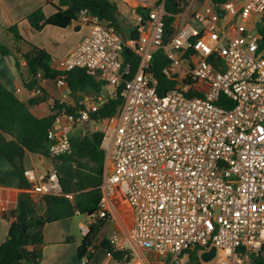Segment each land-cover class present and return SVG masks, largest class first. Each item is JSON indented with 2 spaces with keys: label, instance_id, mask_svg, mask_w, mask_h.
Instances as JSON below:
<instances>
[{
  "label": "built area",
  "instance_id": "built-area-1",
  "mask_svg": "<svg viewBox=\"0 0 264 264\" xmlns=\"http://www.w3.org/2000/svg\"><path fill=\"white\" fill-rule=\"evenodd\" d=\"M164 14L163 3L138 14V36L131 38L81 11L78 21L89 30L62 61L63 70L83 68L121 85L123 102L103 121L98 216L108 217L109 198L119 191L134 213L130 237L140 247L184 264L185 251L198 248L199 257L214 246L215 257L199 258L203 264H249L251 253L264 254V40L258 32L264 0L219 7L205 0L170 37ZM125 47L138 58L134 70L123 61ZM157 49L170 60L166 73L175 81L163 95L150 73ZM102 101V95L89 104L80 99L74 114L53 112L52 104L50 157L71 152L72 130L90 121ZM23 175L30 194L74 198L63 191L56 169L27 167ZM91 220L80 225L83 236ZM109 242L124 249L115 235Z\"/></svg>",
  "mask_w": 264,
  "mask_h": 264
},
{
  "label": "trees",
  "instance_id": "trees-1",
  "mask_svg": "<svg viewBox=\"0 0 264 264\" xmlns=\"http://www.w3.org/2000/svg\"><path fill=\"white\" fill-rule=\"evenodd\" d=\"M215 7L221 6L228 0H209ZM165 36L174 34L176 16L182 12L188 0H163ZM51 4L55 11L46 16L41 7L33 10L27 16V21L32 32H38L45 26L51 25L65 28L78 20L81 11H87L106 20L114 25L120 32L121 12L117 2L111 0H52ZM146 9L136 8V13L146 15ZM87 26V25H86ZM7 31L12 34L15 46L10 49L0 42V55L12 58L16 75L20 84L29 92L40 89L39 77L50 80H61L67 84L70 95L75 98L76 106L66 103L55 102L53 112L74 114L79 107L77 102L82 97L78 93L92 92L102 93L108 85L106 81L97 80L83 68L60 70L51 64V54L45 49L26 41L18 30L17 24L8 27ZM129 37L138 36L136 26L128 29ZM264 40V25L258 28ZM124 33V32H123ZM125 34V33H124ZM126 35V34H125ZM25 43L28 46L22 51L17 45ZM124 62L131 64L132 70L137 67L138 58L133 52L125 47L122 51ZM170 60L157 49L153 53L150 73L155 80V88L159 95L165 94L172 89L175 81L166 73ZM41 90V89H40ZM121 85L113 87V93L107 95L100 102L98 109L90 116V125L103 124V121L112 116L121 106L123 99L120 95ZM189 95H191L189 93ZM43 97H33L24 101L8 90L0 82V156L4 157L15 169L20 177V188L29 187L23 175V159L26 151L49 155L47 149V135L51 128L55 113L46 117H36L29 110V106L41 101ZM223 97H221V100ZM81 132L71 137L72 150L70 153L56 158L72 161L77 170L78 188L73 189L71 178L60 177L64 192H73V200L64 196L46 194L40 197L44 203V211L38 215L34 208L33 197L28 192H21L17 205L14 209L5 211L3 216L9 222L6 239L0 244V264H40L42 259V246L44 244V226L48 223L61 219L70 218L75 214H84L91 217L88 233L83 237L77 247V253L82 264H85L93 256L96 248L95 241L101 227L108 217H99L98 209L101 199V184L104 176L105 155L100 148L103 136V126L92 131V138ZM86 160V162L82 160ZM5 183V178L0 176V184ZM67 241H70L68 238ZM110 255L121 264H129L132 253L129 249H117L104 240L100 244ZM189 260L198 263V248L189 250ZM249 264H264V254L254 252L249 255ZM169 261V257H167ZM170 262V261H169ZM169 264H178L172 261ZM199 264V263H198Z\"/></svg>",
  "mask_w": 264,
  "mask_h": 264
},
{
  "label": "crops",
  "instance_id": "crops-1",
  "mask_svg": "<svg viewBox=\"0 0 264 264\" xmlns=\"http://www.w3.org/2000/svg\"><path fill=\"white\" fill-rule=\"evenodd\" d=\"M51 1L52 0H0V42L10 49L14 48L15 42L13 36L7 29L11 25L17 24L22 37L26 41L48 51L52 57V66L63 70V59L76 47L88 32L89 27L76 20L65 28L47 25L38 32H32L27 21L28 14L41 7L46 16L51 15L55 11ZM111 1L117 2L119 11L121 12V21L124 20V17H127L131 27L136 26L138 22L136 8L142 7L146 9L145 13H147L153 6L163 3V0L159 2L155 0H121L122 5L124 3L125 10L128 11L124 13L125 11L120 8L121 5L118 1ZM203 1L205 0H195V2L190 5L189 9H187V2L181 12L182 14L180 13V15L178 14L176 16L174 26L178 27L187 22L190 14L197 9ZM196 4H198V6ZM180 18L183 21L182 23L179 21ZM125 34L129 35L128 29ZM17 45L22 51L28 49L27 44L23 42ZM0 82L24 101L33 97L42 96L43 99L41 101L29 106V110L36 117H46L50 115L52 113V104L56 101L59 102V100H63L66 104L76 106L75 98L70 95L67 84H61L57 79L50 80L39 77L40 93L29 92L24 89L16 75L11 57L8 58L0 55ZM110 87L112 86L107 85L102 93L99 94L92 92L78 93L79 96L82 95L78 101L82 99L86 104H89L95 102L98 95H102L104 101L107 95L113 93L109 92V90L107 91V88ZM82 161L86 162L85 159ZM23 165L24 168L34 167L40 171L56 169L60 177L71 178L73 180V189L76 190L79 186L77 182L76 166L70 160L52 158L49 155L26 151ZM0 176L5 178V183L0 184L1 244L7 237L9 227V222L4 218L3 214L5 211L12 210L16 207L20 193L27 192V188H20L19 175L14 167L2 156H0ZM31 196L33 197L36 213L38 215L42 214L44 211V203L41 201L40 196L33 194H31ZM108 212L109 218L98 232L95 241L96 248L93 249V256L85 264H121L116 261L105 248L100 246L102 241L109 240L114 235L122 241L124 249H129L131 251L133 259L130 264H133L134 261L139 259L145 264H163V257H169L170 263L172 262L170 255H159L153 250L144 249L131 239L130 230L134 221V213L125 197L119 193V191H115L110 196L108 201ZM86 221V215L75 214L70 218L46 224L43 229L44 244L42 246V259L40 264H82L78 257L77 247L84 237L81 233L80 225ZM110 223L112 224L108 225ZM68 238L70 241H67ZM184 259L186 258L184 257Z\"/></svg>",
  "mask_w": 264,
  "mask_h": 264
},
{
  "label": "rangeland",
  "instance_id": "rangeland-1",
  "mask_svg": "<svg viewBox=\"0 0 264 264\" xmlns=\"http://www.w3.org/2000/svg\"><path fill=\"white\" fill-rule=\"evenodd\" d=\"M116 1H118L119 3H120V5H121V9H123L125 12L124 13H127L128 11L127 10H125L126 8H125V6H124V3H123V5H122V1L121 0H116ZM155 1H157V2H159L160 0H155ZM197 6H198V4H196ZM196 6V7H197ZM201 6V5H200ZM199 6V7H200ZM198 7V8H199ZM193 8H194V6H193ZM122 10V11H123ZM129 14V13H128ZM179 21L182 23L183 21H182V19L180 18L179 19ZM190 22V24L191 25H195L196 23H195V21L192 19V20H190L189 21ZM120 23H121V26H122V29H121V32L123 33H127V29H131L132 27L130 26L131 24L129 23V20H128V18L126 17H124V20L123 21H120ZM129 27H131V28H129ZM109 90V92H113V86L112 87H110V88H107V91ZM19 96H22L21 94H18ZM91 126V125H90ZM101 126H103V124L101 123V124H98V125H94L93 127L91 126V131H94V130H97V129H99ZM81 132V130H80V128H79V126L78 127H76V128H74L73 130H72V132H71V136L73 135V136H76V135H78L79 133ZM112 223H110V224H108V225H111ZM109 227V226H108ZM97 248H99V247H97ZM188 253H189V250H187V251H185L183 254L185 255L184 257L186 258L187 257V261H189L190 262V264H203L200 260H199V257H198V263H196V260H189V257H188ZM220 256H223L221 253L219 254ZM224 257V256H223ZM162 262H163V264H169L170 262L167 260V257H163V259H162ZM130 264V263H129ZM239 264H244V261L242 260V262L241 263H239Z\"/></svg>",
  "mask_w": 264,
  "mask_h": 264
},
{
  "label": "water",
  "instance_id": "water-1",
  "mask_svg": "<svg viewBox=\"0 0 264 264\" xmlns=\"http://www.w3.org/2000/svg\"><path fill=\"white\" fill-rule=\"evenodd\" d=\"M217 13L220 17H222L224 15V11L221 8H217ZM82 128L84 129L85 133L88 134L90 136V138H92V131H91V126H90V121L84 120L82 122ZM216 255V247L212 246L210 247L209 250L201 252L199 254V258L200 260H202L203 262H210ZM184 264H190L189 261H186Z\"/></svg>",
  "mask_w": 264,
  "mask_h": 264
}]
</instances>
